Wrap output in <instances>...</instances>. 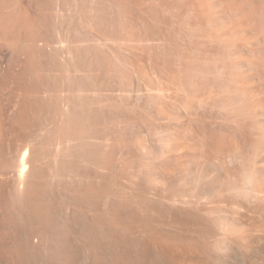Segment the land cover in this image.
<instances>
[{
    "label": "rangeland",
    "instance_id": "374dc122",
    "mask_svg": "<svg viewBox=\"0 0 264 264\" xmlns=\"http://www.w3.org/2000/svg\"><path fill=\"white\" fill-rule=\"evenodd\" d=\"M261 121L264 0H0V264L196 244L195 179Z\"/></svg>",
    "mask_w": 264,
    "mask_h": 264
},
{
    "label": "bare ground",
    "instance_id": "6f19581e",
    "mask_svg": "<svg viewBox=\"0 0 264 264\" xmlns=\"http://www.w3.org/2000/svg\"><path fill=\"white\" fill-rule=\"evenodd\" d=\"M260 125L264 126V121H261ZM260 132L259 135L264 133ZM250 135L249 145L259 142L257 138H251L252 133ZM255 135L260 138L256 133ZM254 148H256L253 149L254 157L241 152L228 154L231 162L240 163V167L238 166L240 169L230 163L233 165L225 170L215 167L205 169L195 179L196 184L192 191H195L194 197L198 204V211H206L205 215L197 214L195 218L196 227H198L195 233L196 244L183 246L174 252L162 248L159 258L153 248L147 247L146 261L138 262V264H264V145ZM251 151L252 149L249 153ZM29 157V150L23 149L18 162L19 174L24 175L28 171ZM221 176L227 179V183H224L225 189L223 188L224 192L228 193L225 198L222 195V198L217 194L212 195L217 190L222 191L221 186L217 187L214 184L217 189L215 188L216 191L213 190V193L210 189L212 187L207 186L208 188L205 189L203 186L204 182L209 185L211 182L218 181ZM219 181L218 184H220ZM204 198L206 201L202 204L201 201ZM235 204L244 210H240Z\"/></svg>",
    "mask_w": 264,
    "mask_h": 264
}]
</instances>
